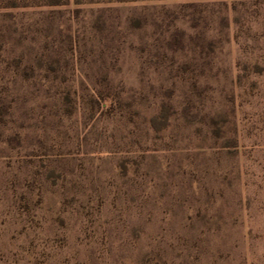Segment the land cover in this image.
<instances>
[{
    "label": "rangeland",
    "instance_id": "1",
    "mask_svg": "<svg viewBox=\"0 0 264 264\" xmlns=\"http://www.w3.org/2000/svg\"><path fill=\"white\" fill-rule=\"evenodd\" d=\"M0 264H264V0L0 9Z\"/></svg>",
    "mask_w": 264,
    "mask_h": 264
},
{
    "label": "trees",
    "instance_id": "2",
    "mask_svg": "<svg viewBox=\"0 0 264 264\" xmlns=\"http://www.w3.org/2000/svg\"><path fill=\"white\" fill-rule=\"evenodd\" d=\"M70 0H0V9L62 6ZM76 4L132 2L138 0H74Z\"/></svg>",
    "mask_w": 264,
    "mask_h": 264
}]
</instances>
